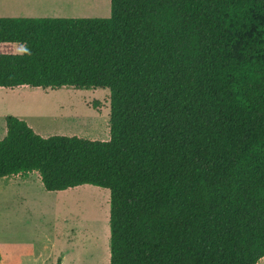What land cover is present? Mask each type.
<instances>
[{"label": "trees", "instance_id": "16d2710c", "mask_svg": "<svg viewBox=\"0 0 264 264\" xmlns=\"http://www.w3.org/2000/svg\"><path fill=\"white\" fill-rule=\"evenodd\" d=\"M109 4L106 17L0 16V42L21 46L0 52L1 87L109 91L106 140L5 115L0 177L108 189V264H257L264 0Z\"/></svg>", "mask_w": 264, "mask_h": 264}, {"label": "rangeland", "instance_id": "374dc122", "mask_svg": "<svg viewBox=\"0 0 264 264\" xmlns=\"http://www.w3.org/2000/svg\"><path fill=\"white\" fill-rule=\"evenodd\" d=\"M109 12V0H0V16L106 17ZM20 51L17 43L0 42V52ZM6 114L23 115L49 135L105 140L109 91L1 88L0 130ZM108 211L106 188L81 184L48 191L37 172L0 177V264H56L58 258L59 264H108Z\"/></svg>", "mask_w": 264, "mask_h": 264}, {"label": "crops", "instance_id": "0c3cea01", "mask_svg": "<svg viewBox=\"0 0 264 264\" xmlns=\"http://www.w3.org/2000/svg\"><path fill=\"white\" fill-rule=\"evenodd\" d=\"M17 87H23V88H25V87H29V86H27V85H20V86H17ZM1 88H5V87H1L0 86V89ZM13 88H15V87H13ZM13 88H10V89H13ZM7 115V114H6ZM5 116V115H4ZM18 116H19V118H23V120L25 119V121H26V123L36 132V133H38L39 135H41V136H43V137H47V136H49V134H46V132L43 130V129H41L39 126H37V125H35L34 123H32V122H29L28 120H26V118H24V116L23 115H20V114H18ZM17 116V117H18ZM4 126H3V129L2 130H0V139L5 135V122H4V124H3ZM106 137V138H105ZM104 139L106 140V139H108V134H106L105 136H104ZM33 172H35V171H33ZM31 173V172H30ZM27 174H29V173H27ZM17 176V175H16ZM20 176V175H19ZM108 257V256H107ZM264 257V255L261 257V258H259L258 259V261H257V264H260V260L262 259ZM108 259V261H109V258H107Z\"/></svg>", "mask_w": 264, "mask_h": 264}, {"label": "bare ground", "instance_id": "6f19581e", "mask_svg": "<svg viewBox=\"0 0 264 264\" xmlns=\"http://www.w3.org/2000/svg\"><path fill=\"white\" fill-rule=\"evenodd\" d=\"M77 189V188H76ZM109 192V191H108Z\"/></svg>", "mask_w": 264, "mask_h": 264}]
</instances>
